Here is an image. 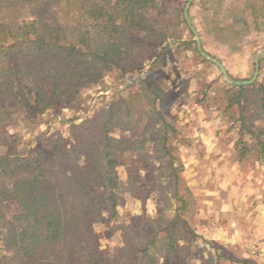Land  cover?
Returning <instances> with one entry per match:
<instances>
[{"label": "rangeland", "instance_id": "obj_1", "mask_svg": "<svg viewBox=\"0 0 264 264\" xmlns=\"http://www.w3.org/2000/svg\"><path fill=\"white\" fill-rule=\"evenodd\" d=\"M187 3L160 0L159 9L149 14L160 35L142 33L145 45L135 49L126 63L103 68L99 78L88 81L73 100L57 102L42 113H33L28 102L16 105L13 122L5 127L7 144L0 146V155L25 158L50 150L54 141L70 150L81 136L101 145L105 130L110 137L137 143L151 141L164 122L177 130L171 134V145L179 160V186L159 177L166 165L153 143L142 151L116 156L115 216L112 204L98 191L104 214L95 225L96 250L104 264H213L214 251L218 254L221 248L209 238L215 229L211 222L221 211L215 199L228 182L232 186L242 182L235 173L229 177L210 171L219 162L213 153L233 154L245 173L259 156L256 150L240 158V116L253 115L255 104L249 110L228 107L224 88L230 85L220 69L200 55L185 20ZM255 6L252 11L246 9L247 0H194L189 10L202 49L224 65L232 81L251 80L255 59L264 53V0H255ZM244 10L246 17L259 15L258 20L254 15L258 22L248 18L253 30L247 36L235 39L229 29L219 31L217 27L232 24L231 12L237 15ZM260 65L258 78L263 82L264 59ZM248 97L256 101L254 94ZM243 133L252 141L250 134ZM210 137L216 141L209 143ZM18 211L14 203H0V264L12 255L5 239ZM172 223L177 229L176 254L167 253L166 229Z\"/></svg>", "mask_w": 264, "mask_h": 264}, {"label": "trees", "instance_id": "obj_2", "mask_svg": "<svg viewBox=\"0 0 264 264\" xmlns=\"http://www.w3.org/2000/svg\"><path fill=\"white\" fill-rule=\"evenodd\" d=\"M159 2L0 0V146L7 144L5 127L13 122L16 105L28 102L38 114L57 102L73 100L88 81L99 78L103 68L122 66L135 49L144 46L142 33L160 35L157 21L149 15L159 9ZM248 8L256 11L255 0H247ZM245 14L246 10L237 15L231 12L232 24L217 28L229 29L232 37L241 39L253 30L255 21L254 13ZM224 90L229 108L237 105L249 110L255 104L253 115L240 116V158L256 150L260 156L263 133H257L255 122L261 118L260 110L264 112V81ZM250 94L256 101L250 100ZM244 131L258 142L246 139ZM171 134L177 130L164 122L151 141L116 139L105 130L101 145L81 136L70 150L54 141L50 150L29 158L0 155V203L19 208L5 239L12 253L4 257L5 264H104L96 250L95 225L104 214L98 191L112 204L115 216L116 156L142 151L153 143L166 165L159 177L178 185L179 160L173 154ZM179 168L182 171L183 166ZM173 223L166 229L168 254L179 251L174 237L177 222Z\"/></svg>", "mask_w": 264, "mask_h": 264}, {"label": "crops", "instance_id": "obj_3", "mask_svg": "<svg viewBox=\"0 0 264 264\" xmlns=\"http://www.w3.org/2000/svg\"><path fill=\"white\" fill-rule=\"evenodd\" d=\"M259 115L261 118L256 120L255 126L257 133H263L259 141L264 143V112L260 110ZM215 141L209 138V143ZM256 141L252 137V142ZM213 154L214 160L219 162L210 171L221 175L229 173V177L235 173V176L242 179L241 186L235 182L232 186L231 181L228 182L227 187L223 186L221 196L215 199L221 211L211 222L215 229L210 232L209 238L215 240L221 248L218 254L214 251L213 264H222V261L229 264H257L251 256V248L256 247L264 252V153L255 159L256 165L247 173L242 171L238 162H234L233 154ZM219 164L223 167L219 168Z\"/></svg>", "mask_w": 264, "mask_h": 264}, {"label": "water", "instance_id": "obj_4", "mask_svg": "<svg viewBox=\"0 0 264 264\" xmlns=\"http://www.w3.org/2000/svg\"><path fill=\"white\" fill-rule=\"evenodd\" d=\"M193 2H194V0H188L187 6H186L185 11H184V16H185V20H186L187 25L189 26V28L191 29V32L193 33V35L195 37V42L197 44V48H198L200 55L203 58H205V59L209 60L210 62H212L213 64H215L220 69V71L223 74V76L225 77V80H226L228 85L236 86V87L254 85L257 82L259 74H260V68H261L260 63H261V60L264 59V53L259 54L255 59V73H254V76L251 80H248V81H232L227 70H226V68L224 67V65L220 61L215 60L213 57L208 55L202 49V44L200 41L199 33H198L197 29L192 25V23L190 21V17H189V10H190Z\"/></svg>", "mask_w": 264, "mask_h": 264}, {"label": "built area", "instance_id": "obj_5", "mask_svg": "<svg viewBox=\"0 0 264 264\" xmlns=\"http://www.w3.org/2000/svg\"><path fill=\"white\" fill-rule=\"evenodd\" d=\"M251 256L257 264H264V252H260L256 247L251 248Z\"/></svg>", "mask_w": 264, "mask_h": 264}]
</instances>
